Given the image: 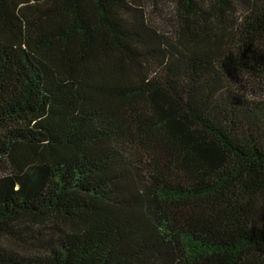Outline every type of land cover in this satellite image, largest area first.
<instances>
[{"label": "trees", "instance_id": "obj_1", "mask_svg": "<svg viewBox=\"0 0 264 264\" xmlns=\"http://www.w3.org/2000/svg\"><path fill=\"white\" fill-rule=\"evenodd\" d=\"M0 264H264V0H0Z\"/></svg>", "mask_w": 264, "mask_h": 264}]
</instances>
